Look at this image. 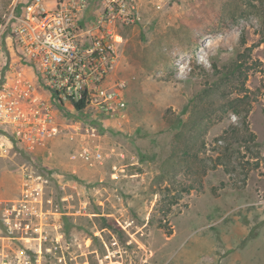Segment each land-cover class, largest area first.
I'll return each mask as SVG.
<instances>
[{"label": "rangeland", "instance_id": "374dc122", "mask_svg": "<svg viewBox=\"0 0 264 264\" xmlns=\"http://www.w3.org/2000/svg\"><path fill=\"white\" fill-rule=\"evenodd\" d=\"M136 3L142 19L118 28L111 70L125 109L56 104L44 143L0 146V264H264V0ZM239 54L253 67L255 143L226 106L239 85L223 72ZM84 147L102 158L81 159ZM24 169L41 199L17 214Z\"/></svg>", "mask_w": 264, "mask_h": 264}, {"label": "built area", "instance_id": "2783aa9c", "mask_svg": "<svg viewBox=\"0 0 264 264\" xmlns=\"http://www.w3.org/2000/svg\"><path fill=\"white\" fill-rule=\"evenodd\" d=\"M92 1L12 0L1 15L0 62L7 68L0 81V146L44 143L57 131L56 104L81 102L79 111L105 115L125 109L126 83L111 70L122 40L118 28L139 23L141 11L136 0H99L92 17ZM162 1L149 0L156 9ZM8 50L16 61L7 62ZM76 155L90 163L102 158L86 147ZM20 181L17 214L41 199L29 171L22 170Z\"/></svg>", "mask_w": 264, "mask_h": 264}, {"label": "trees", "instance_id": "16d2710c", "mask_svg": "<svg viewBox=\"0 0 264 264\" xmlns=\"http://www.w3.org/2000/svg\"><path fill=\"white\" fill-rule=\"evenodd\" d=\"M245 59H242L241 54H239L237 57V60L226 68V72H223V75L225 77H229L231 75L235 76L238 80V85H239V89H238L239 95L237 97L233 98L231 101H229L226 106L232 111V113H234V114L238 115L240 118H242V120H241V123H242L241 134L242 135L241 136H243L245 142L255 143V135L249 129V126L247 123V115L251 109L252 100H257V98L255 97L256 93L254 90H249L245 87V81L247 80L248 69L253 68L252 63H251V67H250L249 65H247ZM255 64L264 66V63H262L260 61H256ZM262 88L264 89V83L262 84ZM258 91H259V89H258ZM70 106L74 110H77V111L81 110L83 107L81 102L73 103ZM233 129H234L233 131H236L235 128H233ZM228 133H229V131H228ZM191 189H196V190L201 191L202 185L198 188L193 187V186L187 187V190H191ZM162 227L166 228V233L171 232V228L168 227L167 223H164L162 225ZM118 229H120V228L118 227Z\"/></svg>", "mask_w": 264, "mask_h": 264}, {"label": "crops", "instance_id": "0c3cea01", "mask_svg": "<svg viewBox=\"0 0 264 264\" xmlns=\"http://www.w3.org/2000/svg\"><path fill=\"white\" fill-rule=\"evenodd\" d=\"M91 5H92V2H91ZM90 14H91V11L90 12H88V15L90 16Z\"/></svg>", "mask_w": 264, "mask_h": 264}]
</instances>
